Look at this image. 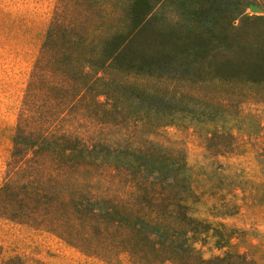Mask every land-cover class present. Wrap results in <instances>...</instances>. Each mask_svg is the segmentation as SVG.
Segmentation results:
<instances>
[{
	"label": "trees",
	"instance_id": "obj_1",
	"mask_svg": "<svg viewBox=\"0 0 264 264\" xmlns=\"http://www.w3.org/2000/svg\"><path fill=\"white\" fill-rule=\"evenodd\" d=\"M163 1H54L13 127L0 219L110 264L120 256L130 264H257L229 250L206 259L195 248L217 229L194 217L183 155L147 141L113 146L92 135L117 124L108 121L112 114L153 129L172 124L176 114L221 123L222 103L233 95L228 87L264 86L263 41L250 43L243 28L230 26L246 0H183L198 26L183 37L155 28L153 8ZM243 21L264 26L260 18ZM125 77L154 85L135 87ZM210 84L219 95L213 103L174 89ZM232 141L226 130H213L206 149L223 155ZM109 179L119 190L108 189ZM229 238L219 232L215 242L228 246Z\"/></svg>",
	"mask_w": 264,
	"mask_h": 264
},
{
	"label": "rangeland",
	"instance_id": "obj_2",
	"mask_svg": "<svg viewBox=\"0 0 264 264\" xmlns=\"http://www.w3.org/2000/svg\"><path fill=\"white\" fill-rule=\"evenodd\" d=\"M54 1L0 0V186L23 90ZM152 13L155 28L161 31L183 37L187 28L198 29L183 0L160 2ZM244 18L264 19V0H246L242 14L230 25L237 30L243 28L250 43H264V26L243 21ZM124 80L135 87L154 85L150 79ZM174 89L208 103L219 96L218 89L211 84L200 91L192 86ZM226 90L233 95L222 103L226 116L221 123H207V116L202 114L198 117L203 122L176 114L172 124L153 129L131 117L112 114L114 117L108 121L117 124H105L92 135L113 146H139L147 141L183 155L195 194L191 204L194 217L217 229L208 232L195 248L206 259L229 250L264 264V86L238 85ZM213 130H226L232 135L230 152L218 156L206 149L205 139ZM107 183L108 189L119 190L117 180L109 179ZM219 232L230 235L228 246L220 247L215 242ZM10 258L18 259L15 264H110L84 255L51 234L0 219V264ZM111 264L130 263L120 256L119 262Z\"/></svg>",
	"mask_w": 264,
	"mask_h": 264
}]
</instances>
